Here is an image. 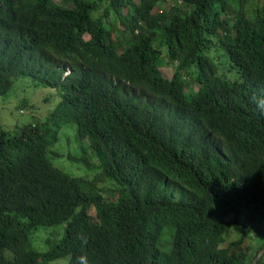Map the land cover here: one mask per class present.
Masks as SVG:
<instances>
[{"label":"trees","instance_id":"16d2710c","mask_svg":"<svg viewBox=\"0 0 264 264\" xmlns=\"http://www.w3.org/2000/svg\"><path fill=\"white\" fill-rule=\"evenodd\" d=\"M20 79L56 91L48 121L100 175L0 124V264H264V0H0V97Z\"/></svg>","mask_w":264,"mask_h":264},{"label":"rangeland","instance_id":"374dc122","mask_svg":"<svg viewBox=\"0 0 264 264\" xmlns=\"http://www.w3.org/2000/svg\"><path fill=\"white\" fill-rule=\"evenodd\" d=\"M56 2L62 3V0H56ZM104 12V8H101L97 16H103ZM110 18L113 21L115 19L113 15H111ZM118 25L119 23H116L115 27L118 28ZM113 36L115 41L122 40V42H125L126 35L124 33V27H120L117 30L115 29ZM162 73L164 76L172 78L174 68L170 66L164 67L162 68ZM25 102H29L31 107L24 108V111H22V105ZM59 102L60 99L55 90L36 87L30 79H20L16 82L14 90L8 96L0 97V124L9 129L37 121V124L40 125L43 130L51 131L47 135V138L51 142L48 157L53 165L87 182L91 183L95 178L96 181L100 175L98 169L87 167L82 162L78 163L71 160V157L81 159V156L84 155L83 148L87 146L86 143H79L76 134V125L73 123H62V127L58 128L54 122L48 121ZM98 181L101 184L95 185L96 187H87V190L98 191L99 189H103L106 197H109V195L112 194V190H115L117 187L114 182H111L109 187H105L103 184H107V181ZM65 231L66 225L64 224L54 227H40L31 235L30 245L40 252L49 251L54 245L61 242L65 236ZM262 238L264 239V235ZM262 238H258L254 242L255 246H258L262 242ZM50 264L70 263L69 259L65 258L56 260Z\"/></svg>","mask_w":264,"mask_h":264}]
</instances>
